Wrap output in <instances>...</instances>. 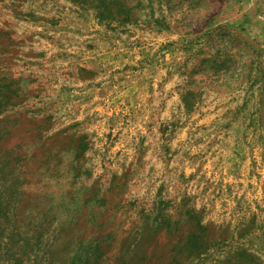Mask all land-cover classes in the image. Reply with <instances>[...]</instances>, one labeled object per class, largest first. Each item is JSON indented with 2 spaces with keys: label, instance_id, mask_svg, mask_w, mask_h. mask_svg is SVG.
I'll use <instances>...</instances> for the list:
<instances>
[{
  "label": "rangeland",
  "instance_id": "obj_1",
  "mask_svg": "<svg viewBox=\"0 0 264 264\" xmlns=\"http://www.w3.org/2000/svg\"><path fill=\"white\" fill-rule=\"evenodd\" d=\"M173 131L191 167L218 134L219 204L173 187ZM173 206L253 212L225 246L264 264V0H0V264L207 261L171 250Z\"/></svg>",
  "mask_w": 264,
  "mask_h": 264
},
{
  "label": "crops",
  "instance_id": "obj_2",
  "mask_svg": "<svg viewBox=\"0 0 264 264\" xmlns=\"http://www.w3.org/2000/svg\"><path fill=\"white\" fill-rule=\"evenodd\" d=\"M181 104L187 109L188 107L191 109L193 106L192 103H188L186 101H183ZM173 105L174 107L178 106L175 103ZM176 116L177 115L173 114V121L175 120ZM184 134H186V136L182 137ZM192 134L193 133H188L187 131L186 133H178L173 131V158L170 159V165L171 167L173 166V187L177 188L178 186H181V182L179 184H174L175 180L180 179V181H185L187 201L190 200L188 196L189 190L190 188L192 190L198 178L199 180H205L209 185V190L207 191V200L212 204V206L214 204L217 205L223 200L224 194L218 196L212 195L215 191V187H217V192L220 189L224 192V173H226V166L224 169V164L226 162L224 156L223 158H220V156L216 155L214 152L221 145L220 142L216 141L215 136H213L218 134L205 133L207 135H211L209 137V141L203 142L201 144H194H199L197 147H195L198 149V151L201 150L202 146L207 148L204 150V154L201 157V166L191 167L193 165L192 163L195 162L193 151L191 153L188 152V150H192L190 144L192 142L191 139L193 138ZM205 134L200 133L201 137H204L203 135ZM186 146H188L187 149H185ZM186 150L185 165L182 167L178 157L181 156L182 152ZM220 186H222V188H220ZM238 203H240V201H238ZM211 212L214 213L215 211L212 210ZM243 214L245 215L244 217H242V214H239V217L235 220V222L228 224L225 222L222 224L217 221H211L215 220L212 218L214 217V214L209 215L210 222L206 223L205 225L203 224L201 230L199 227L198 229H195L193 226H191L189 230L187 229L186 225L194 224V218L196 217L195 211L188 210V207L185 209H174L173 206V210L169 214L168 225L170 226L169 228L171 229V232L175 234V237L177 236L178 243L184 244V246L182 245L183 247L179 249V245L175 243L174 246L171 247V250H178L182 252L191 251L193 254H196V251L200 247L203 249V256L206 255L204 254V251H206L208 259L207 261L206 257L201 258L200 260L193 257L191 260L187 261L186 264H261L256 260L255 254L252 251V247H243L241 242L242 239L239 242L235 241L233 247L226 250L228 246H225V243H228L229 245V240L236 238L238 235H240L241 238L250 235L249 237L251 240L252 236H255L257 229V218L255 214L250 211H247V213L243 212ZM181 225H183V228H180ZM169 228H164V230L167 231ZM160 233L163 234L164 232L160 231ZM186 234H188V236ZM228 237V241H225V238ZM203 239L205 240L204 242L202 241ZM224 251L229 252L226 254ZM231 256L232 259H230Z\"/></svg>",
  "mask_w": 264,
  "mask_h": 264
},
{
  "label": "bare ground",
  "instance_id": "obj_3",
  "mask_svg": "<svg viewBox=\"0 0 264 264\" xmlns=\"http://www.w3.org/2000/svg\"><path fill=\"white\" fill-rule=\"evenodd\" d=\"M140 253V252H139ZM161 259V258H160ZM146 260V259H145ZM143 264V263H142Z\"/></svg>",
  "mask_w": 264,
  "mask_h": 264
}]
</instances>
